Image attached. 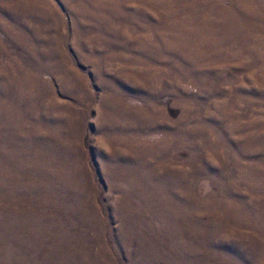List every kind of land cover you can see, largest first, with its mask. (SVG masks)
<instances>
[{
  "label": "rangeland",
  "instance_id": "rangeland-1",
  "mask_svg": "<svg viewBox=\"0 0 264 264\" xmlns=\"http://www.w3.org/2000/svg\"><path fill=\"white\" fill-rule=\"evenodd\" d=\"M0 264H264V0H0Z\"/></svg>",
  "mask_w": 264,
  "mask_h": 264
}]
</instances>
